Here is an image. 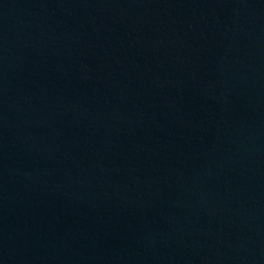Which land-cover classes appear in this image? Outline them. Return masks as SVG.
Here are the masks:
<instances>
[{"label":"water","instance_id":"obj_1","mask_svg":"<svg viewBox=\"0 0 264 264\" xmlns=\"http://www.w3.org/2000/svg\"><path fill=\"white\" fill-rule=\"evenodd\" d=\"M0 264H264V0H0Z\"/></svg>","mask_w":264,"mask_h":264}]
</instances>
